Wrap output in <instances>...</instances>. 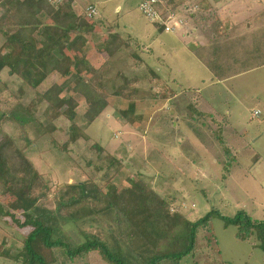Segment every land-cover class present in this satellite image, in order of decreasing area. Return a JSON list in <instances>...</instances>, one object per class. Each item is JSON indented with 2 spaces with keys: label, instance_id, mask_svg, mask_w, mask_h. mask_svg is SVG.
I'll return each instance as SVG.
<instances>
[{
  "label": "rangeland",
  "instance_id": "1",
  "mask_svg": "<svg viewBox=\"0 0 264 264\" xmlns=\"http://www.w3.org/2000/svg\"><path fill=\"white\" fill-rule=\"evenodd\" d=\"M253 1L264 3L168 0L170 8L181 7L183 16L191 19L199 40L207 37L204 45L196 42L194 50L213 72L181 47L178 53L159 47L157 38L169 34L156 31L150 35L145 31L146 27L160 30L161 26L141 13L138 0H132L129 9H125L128 4L124 5L120 13L113 11L107 25L99 24L100 12L89 19L85 8H80L83 21L95 23L92 31L82 33L84 45L87 38L92 46L107 43L109 50L120 43L113 54L105 53L95 64L81 58L83 66H77L82 49H65L69 63H76L77 70L87 66V70H97L101 75V93L109 104L93 121L85 117L89 108L85 98L71 88L61 96L65 101L63 112L69 108L66 102L71 97L78 102L73 118L63 113L52 119L48 103L37 100L36 91L41 93L54 83L61 84L65 77L53 73L35 91L17 76L9 75L7 69L0 74V119L3 112L12 114L10 122L0 126V139L4 133H12L42 176L50 190L38 201L39 212L49 218L64 243L79 245L86 240V232L104 239L114 250L121 247L126 257L136 263H141L139 254H149L132 253L121 241L115 210L106 207L104 198L93 213L68 204V184L82 182L88 183L89 189L102 188L108 197L117 199L122 192H129L133 183L142 181L159 195L160 202L169 204L171 214L178 213L191 221L213 209L229 217L244 210L252 218L264 220V31L250 36V42L248 36L232 41L234 28L223 26L221 13L225 9V21H232L233 14H238L240 23H248V18L253 17L263 24L256 27L264 29V8L250 5ZM73 5L76 10L75 0ZM6 11L0 2V16ZM2 28L8 26L3 24ZM113 35L118 36V41ZM4 42L5 36L0 33V48ZM248 45L254 49L249 50ZM159 52L165 53L167 63L163 67L158 66ZM74 124L87 138L72 140ZM236 129L237 136L233 132ZM17 170L25 174V170ZM23 173L17 172V178ZM43 185L37 180L32 195L38 197L45 190ZM140 194L133 201H138ZM61 201H65V208ZM0 209L9 213L0 212V264H29L22 253L24 239L32 228L17 223V219L25 220L23 209L1 184ZM237 231L236 225L226 226L221 217H214L212 228L199 229L193 253L181 264H264V250L257 245L256 235L241 240ZM53 253L54 264H109L97 251L74 259L61 246L55 247Z\"/></svg>",
  "mask_w": 264,
  "mask_h": 264
},
{
  "label": "trees",
  "instance_id": "2",
  "mask_svg": "<svg viewBox=\"0 0 264 264\" xmlns=\"http://www.w3.org/2000/svg\"><path fill=\"white\" fill-rule=\"evenodd\" d=\"M0 2H3L7 9L6 13L0 16V33L5 36V42L0 48V74L7 69L9 75L17 76L36 91L46 77L57 73L65 77L63 83H54L41 93L36 91L37 100L48 103V115L56 119L65 113L73 118L78 105L73 97L66 102L69 103V108L65 112L62 111L65 101L61 94L71 88L73 93L82 95L89 105L85 117L89 121L95 120L109 104L101 93L104 89L99 82L101 75L97 70H87V66H84L86 69L81 67L77 70L76 63L71 65L65 53V49L81 51L85 43L82 33L92 31L95 23L83 21L74 9V0H65L60 5H53L48 0ZM3 24L7 25L8 29L2 28ZM38 34L42 39H39ZM113 36V39L118 41V36ZM105 44V50L109 54H113L120 46L119 43L113 50H109V45ZM81 58L83 57H79L77 66L85 65ZM34 103L35 101L33 105ZM1 104L0 99V106ZM11 117L10 111L3 112L0 126L10 122ZM71 129L72 140L78 137L87 138L77 125H72ZM17 165H20L19 168ZM17 169L25 170V174ZM17 172L24 175L17 178ZM37 180L44 183L45 190L35 197L32 195V186ZM0 184L17 198L23 209L25 220L21 222L17 219V223L32 228L24 239L22 256L25 262L54 264L56 258L53 249L61 246L66 249L71 259L97 251L109 264H139L129 260L121 247L114 250L107 241L91 233L85 232L86 240L74 247L59 238L55 226L49 218L46 219L40 214L37 204L41 198L46 197L50 189L25 154L24 147L19 145L16 137L10 132L1 135L0 139ZM93 185L97 186L95 183ZM23 188L26 190H22ZM68 188L71 190L68 204L85 207L84 210L88 213L97 212L96 206L102 202V198L105 199L106 207L115 210V222L119 236L123 239L121 241H124L132 253L149 252L146 257L138 255L140 264H164L165 261L181 264L184 257L193 253L199 229L212 228L214 217H221L226 226L236 225L237 237L241 240H248L256 235L259 242L257 245L264 250V220L254 219L244 210L229 217L213 209L199 220L191 221L182 218L178 213L171 214L169 204L165 200L160 202L159 195L154 190L147 189L142 181L133 183L132 189L122 192L117 199L108 197L102 188L99 191L97 188L89 189L88 183L68 184ZM97 191L99 197L95 195ZM138 192L141 194L135 202L133 198ZM63 202L65 201L60 204L65 208ZM0 212L3 215L9 214L2 209ZM213 237L217 241L215 234Z\"/></svg>",
  "mask_w": 264,
  "mask_h": 264
},
{
  "label": "crops",
  "instance_id": "3",
  "mask_svg": "<svg viewBox=\"0 0 264 264\" xmlns=\"http://www.w3.org/2000/svg\"><path fill=\"white\" fill-rule=\"evenodd\" d=\"M75 1H76V12L77 13H78V10L80 8L81 9L83 7L85 8L87 6V3L89 4V2H90V4L97 5L99 7V12H100V15H99L100 23L99 24L107 25V23H111L110 22L111 21V18H110L111 15H113V13L114 14L120 13L124 9L123 6L126 4H128L129 6L127 7V5H126L125 9H129L130 3L132 0L131 1L130 0H75ZM139 2H140V0H138L137 5L139 4ZM110 3L114 4V5H110ZM171 3H172V0H171ZM105 4H107L108 7L106 9H103ZM250 5H253L254 7H258V8H264V3L259 2V1L258 2L253 1V3L251 2ZM102 6H103V8H102ZM253 6H252V8L250 7L248 9V11L250 13L252 12ZM224 10L225 9L221 10L222 19H223V26H229L230 25L232 27V29L234 28L233 32L235 33L234 34L235 36L232 37V41H239L238 38H240V36H245V37L248 36L247 41L250 42L251 41L250 36H252L253 34L261 33V31H264V29L256 27L258 25L263 26V24H261L259 21H255V18H253V17L248 18V20H247L248 23H246V20H245V23L241 22L245 26L243 29L241 28L242 25L240 23V20L238 19V14H233V18L231 19L232 21H228V20L225 21V19L223 18L224 17V15H223ZM176 11H178V13L180 15H182V16L184 15V13H182L183 10L181 7L176 6ZM184 18H185V23L183 24V26L178 27L175 30V32L163 31L162 27L160 30H158L157 27H154V29L146 27L145 31L150 33V35L154 34V32H156V31H160L161 33L165 32V33L169 34V36H167L166 38L165 37L157 38V41L161 42L159 44V47H164V49H169V51H168L169 53H173L174 51H177V53H178V51H180L178 49V47H181L185 54H186V52H188L190 55H193L194 57L199 59L202 62V64H205L209 70H211L213 72V70L200 59V56H199L197 50H194V47L198 46V44L204 45L206 40H207V37H204L206 40H204V39L199 40L198 37L196 36L197 28L192 26L191 19L189 21L188 19H186V17H184ZM223 30H225V29H223ZM158 37H162V36L159 35ZM196 39H198V41H195ZM196 42H199V43L197 44ZM91 43H90V39L87 38L86 44L85 45L83 44L84 46L82 47V51H81L83 53L81 56L82 57L84 56L83 58L88 59L90 64H95V60L98 57H100V56L104 57L105 53L107 55H108V53L105 50V46H106L105 42L102 41L101 43H103V45H100V46L97 45V47H96V45L92 46ZM118 44L119 43H117V46H118ZM177 44H178V46H177ZM195 44H196V46H195ZM252 46L253 45H248L247 47L249 48V50H252V49H254ZM152 48H153V50H155L153 43H152ZM99 49H101V51H99ZM235 50H236V52H238L237 49H235ZM97 51H99V52H97ZM78 54H79V51H78ZM164 55H165L164 52L158 53V56H160V58H161L160 60H158V62H159L158 66L163 67L167 63L166 57ZM169 65H170V63H169ZM158 69H161V67H159ZM257 112L259 114V111H257ZM233 132L236 133L235 136H237V134H239V131L237 129L234 130ZM240 133H241V131H240ZM225 143H228V142L225 141ZM231 151H232V149H231ZM201 171L204 173L203 169Z\"/></svg>",
  "mask_w": 264,
  "mask_h": 264
},
{
  "label": "built area",
  "instance_id": "4",
  "mask_svg": "<svg viewBox=\"0 0 264 264\" xmlns=\"http://www.w3.org/2000/svg\"><path fill=\"white\" fill-rule=\"evenodd\" d=\"M64 1L48 0L53 5H60ZM138 8L148 20L159 23L166 32H175L185 23L184 17L168 6L167 0H140ZM84 13L87 18L92 19L99 14V8L95 4H89L85 7Z\"/></svg>",
  "mask_w": 264,
  "mask_h": 264
}]
</instances>
